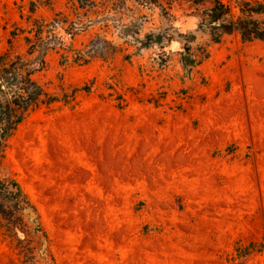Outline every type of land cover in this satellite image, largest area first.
I'll return each mask as SVG.
<instances>
[{
  "label": "rangeland",
  "instance_id": "1",
  "mask_svg": "<svg viewBox=\"0 0 264 264\" xmlns=\"http://www.w3.org/2000/svg\"><path fill=\"white\" fill-rule=\"evenodd\" d=\"M30 1L0 0V65L26 73L35 55L18 25L42 17L47 35L55 19L64 44L32 76L59 101L32 107L0 145V178L20 182L39 220L0 224V264H264L246 248L264 238V40L200 32L210 56L186 76L179 41L129 57L115 25L170 17L195 31L217 0H39L34 13ZM97 34L121 50L63 62Z\"/></svg>",
  "mask_w": 264,
  "mask_h": 264
},
{
  "label": "trees",
  "instance_id": "2",
  "mask_svg": "<svg viewBox=\"0 0 264 264\" xmlns=\"http://www.w3.org/2000/svg\"><path fill=\"white\" fill-rule=\"evenodd\" d=\"M123 1V0H121ZM147 3L148 0H137ZM81 6L84 0H79ZM234 11L231 3L217 0L215 4L206 9L201 21L195 31H180L174 25L172 18L168 17L167 22L159 28L144 27L142 18H136L130 22L120 21L115 25L119 38L128 41L134 48L133 53L141 54L144 51L155 47L161 49L173 41L181 43L179 51L180 63L186 76H191L196 67L210 56V43H218L225 35L239 33L244 41L254 39L264 40V20L257 18V15L264 14V1L262 0H236ZM39 0L30 1V12L34 13L39 7ZM33 25L28 29L20 27V31L28 32L23 40L29 47L28 53L35 56L30 61L32 67L25 73L24 68L29 63H15L0 65V145L16 129L17 125L24 119L25 113L32 107L45 103L51 105L59 101V97H53L43 85L33 78L36 69L43 68L46 63V55L55 47L64 44L62 35L55 32L59 25H55V19L49 24L51 31L44 35L46 20L42 17H33ZM14 36L18 32L11 31ZM209 35V44L199 43V33ZM11 46L12 39L8 40ZM121 50L120 45L105 35L97 34L82 48H76L62 54L63 62L72 61L75 64L83 65L89 63L96 57H107L114 52ZM10 53V47L0 55V61L4 60ZM166 55V52L161 54ZM89 86L74 87L65 97L74 100L78 91L89 90ZM1 150V149H0ZM1 157V151H0ZM21 215H29L34 224H39L37 208L28 193L23 189L20 182L15 179L0 178V224L7 228H15L16 232L19 222H22ZM35 216V217H34ZM5 222H4V221ZM246 248L252 251H264V238L260 242H251Z\"/></svg>",
  "mask_w": 264,
  "mask_h": 264
}]
</instances>
